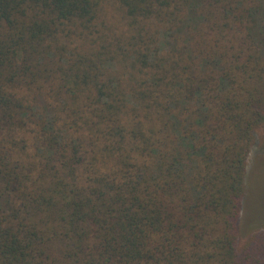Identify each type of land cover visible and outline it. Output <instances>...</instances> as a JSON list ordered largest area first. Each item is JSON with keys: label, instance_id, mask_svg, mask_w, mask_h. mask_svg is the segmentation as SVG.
<instances>
[{"label": "trees", "instance_id": "obj_1", "mask_svg": "<svg viewBox=\"0 0 264 264\" xmlns=\"http://www.w3.org/2000/svg\"><path fill=\"white\" fill-rule=\"evenodd\" d=\"M262 127L264 0H0V264H264Z\"/></svg>", "mask_w": 264, "mask_h": 264}, {"label": "rangeland", "instance_id": "obj_2", "mask_svg": "<svg viewBox=\"0 0 264 264\" xmlns=\"http://www.w3.org/2000/svg\"><path fill=\"white\" fill-rule=\"evenodd\" d=\"M259 145L264 144V127L259 131ZM255 145L248 157L245 196L241 212V236L264 230V150Z\"/></svg>", "mask_w": 264, "mask_h": 264}]
</instances>
